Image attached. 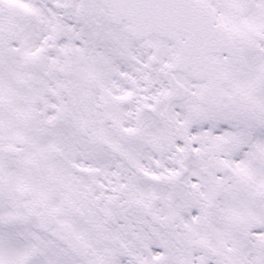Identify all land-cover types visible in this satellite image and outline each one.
<instances>
[{"label":"snow or ice","instance_id":"6c2138e0","mask_svg":"<svg viewBox=\"0 0 264 264\" xmlns=\"http://www.w3.org/2000/svg\"><path fill=\"white\" fill-rule=\"evenodd\" d=\"M0 264H264V0H0Z\"/></svg>","mask_w":264,"mask_h":264}]
</instances>
